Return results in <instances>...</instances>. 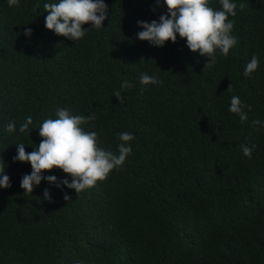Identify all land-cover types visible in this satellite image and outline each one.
Instances as JSON below:
<instances>
[{"label":"trees","instance_id":"trees-1","mask_svg":"<svg viewBox=\"0 0 264 264\" xmlns=\"http://www.w3.org/2000/svg\"><path fill=\"white\" fill-rule=\"evenodd\" d=\"M44 2L0 0V159L11 180L0 188V264H264V127L251 123L264 120V0H237V42L209 64L178 34L163 46L137 38V20L166 12L155 0H105L102 27L84 22L77 41L45 27ZM253 54L258 68L244 76ZM142 72L159 83L141 85ZM233 95L252 106L244 122L228 110ZM58 106L94 113L83 127L107 150L133 133L132 153L79 193L45 180L25 192L31 165L12 160L15 143L32 151ZM29 115L30 131H3Z\"/></svg>","mask_w":264,"mask_h":264},{"label":"clouds","instance_id":"clouds-1","mask_svg":"<svg viewBox=\"0 0 264 264\" xmlns=\"http://www.w3.org/2000/svg\"><path fill=\"white\" fill-rule=\"evenodd\" d=\"M16 3L18 0H8L9 6ZM155 3L166 6V12L151 21L137 20V24L142 26L136 33L138 39H147L155 46H163L169 39L175 42L178 34L181 38H186L185 43L189 50H198L200 55L210 57L207 64L215 61L217 51L220 55L227 56L237 42L235 35L232 34L234 20L229 18L236 15L237 0H219V8H214L211 0H155ZM42 6L47 11L44 18L45 27L75 41L84 37L86 30L90 28L83 27L84 22L91 21V28L102 27L108 7L105 0H51V2L46 0ZM243 6L242 3L239 4V7ZM32 31L30 27L24 29L25 35L28 36ZM258 65L259 58L253 54L244 67L243 75L248 76L258 68ZM139 83L158 84L159 78L155 73L142 72L139 74ZM131 86V81H121V88ZM113 94L122 101L123 97L119 90H115ZM251 107L239 96L233 95L228 110L237 114L240 121L244 122L248 119V112L245 109L251 110ZM94 119V113L75 114L67 107L58 106L54 118L49 117L41 121L38 131L43 139L32 151L26 152L23 142L15 143L16 154L12 160L28 161L31 165V171L22 176L20 187L25 192L32 193L33 188L45 180L56 187L67 186L79 193L94 186L98 180L105 179L111 170L121 166L132 153V145L127 142L133 139L134 134L128 131L119 132L117 135L121 143L117 145L118 152L107 150L99 145L96 131L85 130L83 127L84 123ZM251 123L264 127V120L256 119ZM31 124L32 116L29 115L19 124L18 129L16 122L9 120L3 131L6 133L30 131ZM242 152L245 156L251 155L249 146H243ZM4 164L0 159V188L11 186ZM54 166L70 174V178L67 175L57 177L55 174L42 172ZM43 198H52L48 188L44 189ZM64 199H69L67 193ZM74 264L83 262L77 260Z\"/></svg>","mask_w":264,"mask_h":264}]
</instances>
